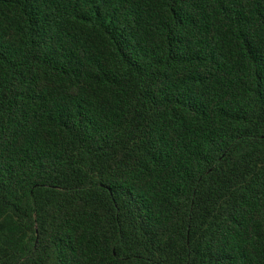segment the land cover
Wrapping results in <instances>:
<instances>
[{
    "label": "trees",
    "instance_id": "trees-1",
    "mask_svg": "<svg viewBox=\"0 0 264 264\" xmlns=\"http://www.w3.org/2000/svg\"><path fill=\"white\" fill-rule=\"evenodd\" d=\"M0 264H264V0H0Z\"/></svg>",
    "mask_w": 264,
    "mask_h": 264
}]
</instances>
